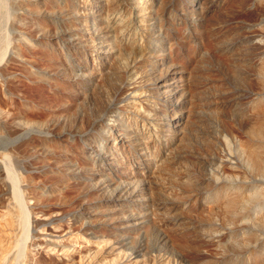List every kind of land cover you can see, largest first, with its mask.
<instances>
[{
	"label": "rangeland",
	"instance_id": "1",
	"mask_svg": "<svg viewBox=\"0 0 264 264\" xmlns=\"http://www.w3.org/2000/svg\"><path fill=\"white\" fill-rule=\"evenodd\" d=\"M0 262L264 264V0H0Z\"/></svg>",
	"mask_w": 264,
	"mask_h": 264
},
{
	"label": "bare ground",
	"instance_id": "2",
	"mask_svg": "<svg viewBox=\"0 0 264 264\" xmlns=\"http://www.w3.org/2000/svg\"><path fill=\"white\" fill-rule=\"evenodd\" d=\"M0 264H3L2 262H0Z\"/></svg>",
	"mask_w": 264,
	"mask_h": 264
}]
</instances>
